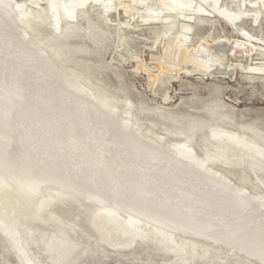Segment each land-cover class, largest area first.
<instances>
[{
  "label": "bare ground",
  "instance_id": "6f19581e",
  "mask_svg": "<svg viewBox=\"0 0 264 264\" xmlns=\"http://www.w3.org/2000/svg\"><path fill=\"white\" fill-rule=\"evenodd\" d=\"M201 2L213 5L214 12L234 24L247 16L219 6V0H0V233L21 264H40L29 241L44 246L52 264H70L79 250L78 254L103 252L104 247L117 251L131 248L136 238L152 240L172 255L165 264H264V191L252 196L224 184L186 143L169 152L147 142L132 126L130 110L123 120L116 119L112 109L100 110L103 100L22 42L17 28L18 19L32 17H50L57 28L60 17L68 28L78 30V17H90L91 3L106 21L115 14L129 20L115 26L123 43L118 53L126 63L125 29L137 18L147 25L161 22L163 38L155 41L162 45L161 55L153 52L151 64L141 59L135 64L165 101L170 98L168 85L181 73L231 76L240 62L251 74L264 75V65L247 62L261 46L249 33L240 32L247 44L205 38L193 42L190 22L210 21ZM255 12L252 20L257 23L260 15ZM53 32L60 35V29ZM28 91L35 95H26ZM23 98L30 107L27 119L24 112L11 117L8 108L26 103ZM208 104V119L171 135L201 134L213 163L259 171L256 178L264 188V128L250 122L230 128L236 122L234 110L220 98ZM43 108L50 111L37 119ZM8 115L16 137L5 122ZM42 186L52 189L49 197L43 196ZM54 195L67 207L66 214L44 220L38 203L53 202Z\"/></svg>",
  "mask_w": 264,
  "mask_h": 264
},
{
  "label": "rangeland",
  "instance_id": "374dc122",
  "mask_svg": "<svg viewBox=\"0 0 264 264\" xmlns=\"http://www.w3.org/2000/svg\"><path fill=\"white\" fill-rule=\"evenodd\" d=\"M263 2L264 0H219V6L236 12L237 10L238 12L242 10L245 15L247 14L246 17H243L235 24L214 12L213 5L209 6L208 3L201 2L200 5H203V9L209 13L207 17H210V21L193 20L192 23L190 22L193 42L196 44L201 38H205L218 41L228 39L247 44L248 42L244 41L243 36L240 34L249 33L253 42L257 43V47L261 45V49L259 48V52L250 54L247 62H251L250 64L254 66L264 65V56L260 55L261 51H264ZM42 4L46 9L47 2L43 1ZM91 6V3L87 6L88 11H90V17H78V30L68 28L66 22L61 20L60 17L57 28L54 27V24H51L50 17H32L31 21L28 18L23 20L16 19L18 25H21L17 27L18 29L20 28L18 32L23 39L21 41L31 46V49L33 48V50L47 56L45 58L64 74L78 78L79 83L87 91L93 92L92 96H95L100 101L103 100L105 107L101 108L99 103L98 108L100 110L106 113L110 112L108 109L114 110V116L118 120H123L124 112L127 113L130 110L129 116L132 120V126L147 142L162 149H169V152H173L171 150L178 144L186 143L197 159L206 160L205 169L211 175L234 189H242L252 196H261L264 188L256 178V173L261 174V172L250 170L246 166H222L221 164L213 163L211 161L213 157L211 159L207 151L203 149L201 134L190 138H177L171 134H178V128H189L191 125H198L199 122L208 119L210 117L207 112L208 103H210V100L218 98L235 112L236 122L230 123L228 125L230 128H234L238 122L255 123L264 128V75L251 74L250 71L241 68L240 62L235 63L236 69L234 68L231 72V76L221 74H211L210 76L211 72L181 73L177 77L178 79H172L173 81L171 80L168 85L170 98L165 101L162 96L153 90L150 85V78L147 76L148 74L145 71L137 70L138 66L135 64V61L139 59H141V62L144 61L147 64H151L152 54L161 55L162 45L156 44L155 41L160 36V40L163 38L164 24L160 22L158 23L159 25H147L137 18L138 20L136 19L131 24L133 29H125L127 36L125 48L126 54L129 56L126 64L118 53L119 47L123 43H120L115 32V26L118 23L128 22L129 20L124 15H122L123 17L121 16L122 18H117L115 14L114 17L109 19L110 21H106V17H99ZM30 8L32 11L35 10V7L30 6ZM255 11H258V15H260L257 23L252 20L254 19L253 15L257 14ZM137 25L140 27L136 28L135 26ZM53 29H60V35L56 36ZM145 54L147 55L145 56ZM133 55L136 56L134 60ZM204 75L207 76L205 77ZM224 76L225 78H223ZM54 78L57 81L59 79V77ZM56 80L53 82H57ZM33 84L31 83V89L34 88L32 87ZM35 88L34 90H37V86ZM29 91L26 95L29 93L30 95L33 94ZM23 100L26 101L25 98ZM23 100H21L22 103H24ZM24 104L10 106L7 111H9L8 113L12 112L11 117L12 114L17 116L24 112L23 116L24 120H26L30 107H28L27 101ZM16 105L19 107H15ZM55 105L50 108L55 107ZM21 106L26 107L22 109ZM11 107L12 109L14 108L13 111H11ZM50 108H43L44 111L41 110L43 114H37V119L44 117L42 115H45L48 110L50 111ZM8 116H6L5 122L9 121L6 123L10 127L11 135L16 137L19 135L18 131H16V128L14 129L11 117L10 115ZM37 119L35 118V120ZM206 131L204 134L210 136L208 130ZM244 169L249 176V180H246V182ZM78 170V168L75 169L76 172ZM241 177L244 182H241ZM44 189L45 187H40V190L44 191L41 193L43 196L49 197V192H52V189L50 191ZM53 192V194L59 196L57 191ZM55 195V201L53 202L50 201L52 199H48L44 204L38 203V206L43 205L42 219L44 220L49 221L51 215L60 217L66 214L67 207ZM0 236V264H21L13 247L1 233ZM29 244L33 253L38 255L40 264H52L49 255L43 249L44 246L38 248L30 241ZM78 253H80V250L77 255L73 256V260L69 259L72 264H165L172 257V255L161 251L160 245L152 243V240L144 242L139 238H136L131 248L109 251L108 247H104L103 252L94 250L83 254ZM253 263L259 264L258 261ZM198 264L202 263L198 262Z\"/></svg>",
  "mask_w": 264,
  "mask_h": 264
}]
</instances>
